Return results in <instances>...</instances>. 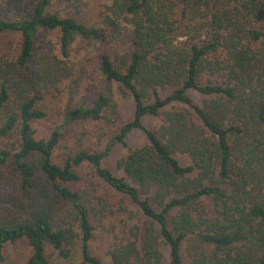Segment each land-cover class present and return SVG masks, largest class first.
Listing matches in <instances>:
<instances>
[{"label": "trees", "instance_id": "trees-1", "mask_svg": "<svg viewBox=\"0 0 264 264\" xmlns=\"http://www.w3.org/2000/svg\"><path fill=\"white\" fill-rule=\"evenodd\" d=\"M80 5L0 0V263L24 239L26 264L74 252L82 264H161L162 247L169 264L182 251L187 264H264V0H111L90 25ZM124 32L129 49L103 53L97 69L132 101L131 119L103 90L60 110L76 39L107 45ZM133 130L145 142L117 176L104 160ZM121 216L128 236L105 261L92 255Z\"/></svg>", "mask_w": 264, "mask_h": 264}, {"label": "rangeland", "instance_id": "rangeland-1", "mask_svg": "<svg viewBox=\"0 0 264 264\" xmlns=\"http://www.w3.org/2000/svg\"><path fill=\"white\" fill-rule=\"evenodd\" d=\"M111 0H80V11L78 13V20L85 25H90L92 22L99 23V14L103 10V6L108 4ZM63 7V6H62ZM61 7V9H62ZM42 41L48 45L53 46L55 49L59 48L58 34L56 32H47L42 35ZM130 45V37L124 32L116 41H113L107 45L93 41H83L76 39V42L70 47L69 55L70 60L73 62V69L71 76L65 81L66 90L59 95L53 103L56 104L60 110L66 106H73L81 103L83 100L90 101L92 94L96 91L103 90L105 93H111L118 110L123 116L124 121H129L132 117V101L129 98H122L116 89L115 85L107 83L102 77H100L97 69V64L100 56L103 53H109L113 55L118 52L122 54L128 50ZM157 118L152 116H146L143 119V125L148 129H153L157 124ZM51 122V121H50ZM50 122L37 123L38 128H42L44 133L47 130ZM120 123L114 126L106 128L107 135L115 134ZM90 127V126H89ZM46 128V129H45ZM81 127H78L80 130ZM68 135V136H67ZM96 138H92L90 141L85 140V148L89 150H95L97 148ZM145 142L144 134L139 130H133L126 138L127 148L116 145L111 151L110 155L104 160L103 166L112 171L115 175L121 176V172L116 169V162L121 158L128 149H135L142 146ZM63 144H72L69 134L66 132L65 138L62 139ZM100 147V144H99ZM185 163V161H183ZM103 189L106 187L103 185ZM109 192H112L110 189ZM129 221L124 217H118L111 219L105 223L107 228L113 227L112 233L102 235H95L93 241L90 244V251L92 255L99 257L103 261L104 250L108 244L114 241L115 238L121 239L125 237V230L131 225H127ZM100 234V231H98ZM126 236H128L126 234ZM163 259L161 264H169L168 249L166 247L161 248ZM4 261L0 264H26L30 256V248L27 241L24 239L18 240L14 243H9L3 250ZM182 264H187L183 251L181 252ZM52 264H82L77 252L69 259H56L52 258Z\"/></svg>", "mask_w": 264, "mask_h": 264}]
</instances>
